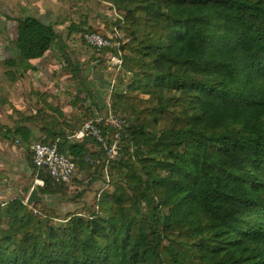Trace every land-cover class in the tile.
Segmentation results:
<instances>
[{
    "label": "trees",
    "instance_id": "1",
    "mask_svg": "<svg viewBox=\"0 0 264 264\" xmlns=\"http://www.w3.org/2000/svg\"><path fill=\"white\" fill-rule=\"evenodd\" d=\"M101 1L122 17L123 68L131 72L110 96L112 110L127 114L108 168L112 190L95 199L97 212L63 218L54 202L29 207L16 196L0 204V264H264V0ZM63 15L17 17L4 65L26 68L41 57ZM40 124L39 141L56 143L82 169L95 166L93 177L101 171L99 146L96 153L88 138L70 141L53 115ZM30 132L0 124L1 136L22 143ZM26 159L32 170L30 150ZM38 176L40 195L68 194Z\"/></svg>",
    "mask_w": 264,
    "mask_h": 264
},
{
    "label": "crops",
    "instance_id": "2",
    "mask_svg": "<svg viewBox=\"0 0 264 264\" xmlns=\"http://www.w3.org/2000/svg\"><path fill=\"white\" fill-rule=\"evenodd\" d=\"M99 1L104 3V1ZM5 2L4 9L0 11V26L10 30L14 26L15 32H10L9 40L0 42V46L4 43L0 47V60L3 61L11 57L14 52L13 42L10 43V40H14L16 37L17 17L31 14L44 21H53L59 16L60 11L66 8V4L62 0H5ZM18 3H21L23 8H17ZM77 6L86 7L84 3L73 5L74 8ZM16 10L19 12L18 15ZM63 16L62 23L54 25L58 35L56 41L41 57L28 60L29 67L1 66L4 83L0 82V124L10 127L12 131L16 125H21L31 132L28 144L22 143L11 134L0 135V204L16 196H21L24 200L32 187L37 189L33 181L34 175H32V181H26L28 174L32 173L26 157L31 143L38 137L40 139L45 137L40 131L41 115H53L65 131L73 133L83 124L76 125L72 129L68 128L67 126L73 124L75 116L81 115L82 109L85 108L93 113L92 108L94 110L96 107L88 98L89 92L93 95L95 102L100 105L98 109L105 107L108 90L106 74H103L97 65L98 60L94 55L95 52L81 42L78 26L71 25L75 22L82 27L90 26L94 30L103 32L101 30L105 29L106 31V23L100 18H92L91 15H81L79 18L75 15L67 16L65 14ZM67 56L72 57L71 62L66 59ZM8 70L15 71L13 80L6 76ZM71 94H74V98L71 99L72 102H69L67 96ZM85 96V100L76 103L79 97L84 99ZM35 115H38L36 122L23 120L25 116L33 117ZM16 157L21 158L26 166L18 168L13 165L12 161L17 160ZM97 193L95 194L97 195ZM40 196H42L41 202L48 199V196ZM66 198L67 195L63 198L54 197L53 205L59 212L74 211L73 209L81 204L66 200Z\"/></svg>",
    "mask_w": 264,
    "mask_h": 264
},
{
    "label": "built area",
    "instance_id": "3",
    "mask_svg": "<svg viewBox=\"0 0 264 264\" xmlns=\"http://www.w3.org/2000/svg\"><path fill=\"white\" fill-rule=\"evenodd\" d=\"M104 3L112 7V13H109V15L113 14L122 21V17L113 5L108 2ZM79 38L87 47L94 49L98 55L105 58L106 70L107 72L110 71V77H107L109 88L105 107L102 110L94 108L93 117L85 120L81 127L71 133L68 138L76 141L90 138L102 149L104 155L103 172L105 186L107 187L109 185L108 168L119 154L120 141L127 124L121 115L112 110L109 102L116 74L123 67L122 44L124 39H122V34L118 28H114L113 32L105 34L97 31H83L79 34ZM29 150L34 165L32 172L34 173L35 186L44 184L43 179L38 176L40 172L50 176L56 183H63L64 185L70 183L76 171V164L71 155L60 153L56 143L47 144L39 140L32 142ZM103 189L98 191L96 199L100 197ZM26 198L23 200L24 204H26ZM28 206L32 207V205ZM94 209L97 212L98 207L96 206ZM33 212H37V209L33 208Z\"/></svg>",
    "mask_w": 264,
    "mask_h": 264
},
{
    "label": "rangeland",
    "instance_id": "4",
    "mask_svg": "<svg viewBox=\"0 0 264 264\" xmlns=\"http://www.w3.org/2000/svg\"><path fill=\"white\" fill-rule=\"evenodd\" d=\"M65 4H66V8H64V13L67 16H73L75 15L76 17H80L82 16H90L92 18H100L101 20H103V22L106 23V31L101 30L103 32H100L98 30H95L97 32L100 33H111L113 32L114 28H118L120 33L122 34V39H124L125 41V36H124V29H123V25L120 19L116 18L115 15H109V13H112L110 6H108L105 3L100 2L99 0H82V4H85V8H82V6H77V8H74L73 5H76L75 3L73 4V0H62ZM5 0H0V11H2V9H4L3 7L5 6ZM20 4V7H19ZM80 4V5H82ZM17 8H23V6H21V3H18ZM18 10H16L17 15L19 14V12H17ZM14 16V15H13ZM82 22V21H80ZM74 24H76L74 22ZM79 24V23H78ZM90 27V26H89ZM88 26L82 27L80 24L78 25V34H80L83 31H89ZM91 28V27H90ZM15 32V27L13 26L11 28V30L9 28H2L0 26V42H4V40L6 41L7 39L9 40L11 35L10 32ZM78 39V38H77ZM13 42V40H10V43ZM4 43H2V45L0 47L3 46ZM123 45V44H122ZM92 49V48H91ZM123 49V48H122ZM95 52V56L97 58V65H99V68L102 70L103 74H106V80L107 82L109 81L107 79V77H110V71L107 72L106 70V63H105V58L101 55H98L97 52L92 49ZM124 52H126L123 50V55ZM70 57V58H69ZM74 57V56H73ZM67 60H69L71 62L72 57L71 56H67L66 58ZM4 65L3 60H0V82L4 83V79H3V70H1V66ZM109 73V75H108ZM129 81H131V72H128L125 68L122 67V69H120V71L116 74V78H115V83H114V87L112 89L111 92L113 91H118L119 89H125L126 85L129 83ZM109 84V83H108ZM109 88V85H108ZM66 93V92H65ZM86 93V92H84ZM108 93V90H107ZM138 97H146V95H143L142 93H137ZM106 97L107 94H106ZM74 98V94L68 95L67 96V100L70 102H72L71 99ZM110 100V99H109ZM111 104V101H109ZM111 106V105H110ZM112 107V106H111ZM81 110V109H80ZM102 110V109H100ZM93 111V108H92ZM104 111V110H103ZM116 114L121 115V116H125L127 115L126 113H124L120 108H118L115 111ZM91 111H87L86 109H82V113L79 116H75L73 123L76 124L77 126H80L86 118L90 117ZM71 134V133H69ZM40 138H36V140H39ZM90 140L89 143V147L92 149V151H96V153H98L99 149H98V145L90 138H88ZM35 140V141H36ZM101 155V154H100ZM17 158V157H16ZM13 165H16V167H23L26 166L25 162H23L21 160V158H17V160H13L12 161ZM12 166V165H11ZM16 169V168H14ZM95 169V166L91 167L89 170H85L80 168L78 165H76V171L74 173V177L72 178V180L70 181V183H68L66 186L68 188V194H67V198L66 200H70V201H76L77 203H81L80 206H76L71 212H75L77 210L82 211V212H91L94 211L95 212V199H96V194L100 189H109V191L112 190V186L111 184H109L107 187L105 186V180H104V172H103V168L101 169L100 172H96L95 176H92V171ZM109 173V171H108ZM32 173L28 174V180L26 181H32ZM110 178V177H109ZM40 194V193H39ZM48 199L43 200L44 202V206L49 205L53 203V199H49V197H47ZM45 199V198H44ZM42 202L39 203V205L37 206L38 208H40L41 206H43L41 204ZM71 207V206H70ZM69 209V208H68ZM57 210V209H55ZM58 216L63 218L64 214L67 213V211L64 210V212H59L58 210L56 211ZM70 212V211H69Z\"/></svg>",
    "mask_w": 264,
    "mask_h": 264
},
{
    "label": "water",
    "instance_id": "5",
    "mask_svg": "<svg viewBox=\"0 0 264 264\" xmlns=\"http://www.w3.org/2000/svg\"><path fill=\"white\" fill-rule=\"evenodd\" d=\"M42 201V196L38 194V191L35 187H32L27 198H26V204L32 205L34 203H38Z\"/></svg>",
    "mask_w": 264,
    "mask_h": 264
}]
</instances>
